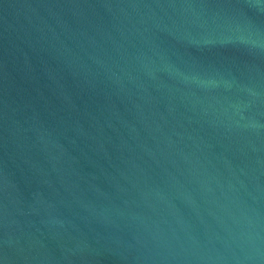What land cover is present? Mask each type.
Instances as JSON below:
<instances>
[{"label": "water", "instance_id": "1", "mask_svg": "<svg viewBox=\"0 0 264 264\" xmlns=\"http://www.w3.org/2000/svg\"><path fill=\"white\" fill-rule=\"evenodd\" d=\"M0 264H264V0H0Z\"/></svg>", "mask_w": 264, "mask_h": 264}]
</instances>
